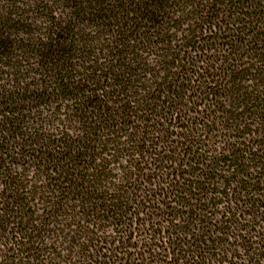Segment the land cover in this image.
<instances>
[{
    "label": "trees",
    "instance_id": "obj_1",
    "mask_svg": "<svg viewBox=\"0 0 264 264\" xmlns=\"http://www.w3.org/2000/svg\"><path fill=\"white\" fill-rule=\"evenodd\" d=\"M0 264H264V0H0Z\"/></svg>",
    "mask_w": 264,
    "mask_h": 264
}]
</instances>
